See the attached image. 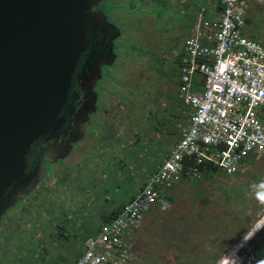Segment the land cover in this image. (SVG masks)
<instances>
[{
    "label": "rangeland",
    "instance_id": "374dc122",
    "mask_svg": "<svg viewBox=\"0 0 264 264\" xmlns=\"http://www.w3.org/2000/svg\"><path fill=\"white\" fill-rule=\"evenodd\" d=\"M121 3L122 0L102 1L110 23L122 33L117 41V65L105 67L103 80L96 86L99 106L110 111L108 117L98 116L104 129L100 130L97 119L92 130L88 125L87 133L91 136L82 145L83 152L74 153L66 163L60 162L61 168L55 172L51 167L39 189L21 199L5 215L0 225V264H75L93 227L99 226L105 213L112 205L116 207L127 190L130 194L123 196L130 198L132 188L140 185L165 159L180 112L187 107L177 96L180 76L172 53L190 34L199 12L205 8L207 14L215 13L212 10L217 3L216 0H153V7L149 8L142 4L143 8L138 10L160 22L157 35L162 39L161 46L148 50L134 43L141 36L136 35L129 14L136 15L139 11L131 10L133 3ZM255 6L246 18L245 30L253 31L252 38L248 36L250 39L260 40L264 37V0ZM138 61L143 63L141 69L148 72L140 92L135 87L124 88V83H130L128 76ZM134 91L136 96H129ZM187 111L188 117L190 108ZM105 128H108L106 132ZM113 128L118 133L109 131ZM92 131L99 134L95 136ZM258 158L254 165L250 159L252 166L233 176L216 173L190 182L186 192L172 199L174 202L167 210V213L172 211V217L166 212L156 216L157 231H153L157 226L152 228L148 221V230L156 236L140 238L139 259L144 254L145 259L152 260L149 264H188L186 261L194 264L195 258L183 257L187 253L192 255L187 245L191 240L194 246L207 244L205 250L202 246L194 249L198 257L196 264L221 263L230 248L222 244L220 236H225L226 242L233 238L237 241L264 214V159ZM183 219L186 222L180 229L178 224ZM166 224L172 226L168 236ZM260 241H264V231L248 243V251L253 253ZM152 243L156 245L151 247ZM151 249L160 251L161 257L154 258ZM245 256L230 264H248Z\"/></svg>",
    "mask_w": 264,
    "mask_h": 264
},
{
    "label": "built area",
    "instance_id": "2783aa9c",
    "mask_svg": "<svg viewBox=\"0 0 264 264\" xmlns=\"http://www.w3.org/2000/svg\"><path fill=\"white\" fill-rule=\"evenodd\" d=\"M251 1L217 0L215 13L202 9L177 61V96L191 110L176 124L179 140L139 193L84 240L75 264L135 261L134 234L153 209H170L176 185L200 181L210 166L232 176L251 155L264 158V42L245 34Z\"/></svg>",
    "mask_w": 264,
    "mask_h": 264
},
{
    "label": "water",
    "instance_id": "95a60500",
    "mask_svg": "<svg viewBox=\"0 0 264 264\" xmlns=\"http://www.w3.org/2000/svg\"><path fill=\"white\" fill-rule=\"evenodd\" d=\"M101 3L0 0V219L39 189L49 147L63 146L77 127L81 135L68 142L66 155L85 136L88 114L75 122L74 106L80 83L93 80L96 27L110 23L105 12L94 10ZM103 66L90 87L95 102Z\"/></svg>",
    "mask_w": 264,
    "mask_h": 264
},
{
    "label": "crops",
    "instance_id": "0c3cea01",
    "mask_svg": "<svg viewBox=\"0 0 264 264\" xmlns=\"http://www.w3.org/2000/svg\"><path fill=\"white\" fill-rule=\"evenodd\" d=\"M197 1V0H196ZM133 3L134 4V8L131 9V10H138L139 8H143L141 5L144 4L146 5V8H149V7H153V0H122V3L121 5H127V4H131ZM217 3V1H216ZM253 4V5H252ZM257 3L252 0L249 7H248V10H247V17L249 16V14L256 8V5ZM216 5L217 4H214V8H213V12H216ZM255 6V7H254ZM139 12H136V15L134 13H131L129 14V16L132 17V23L134 24V28H135V31H136V35H140L144 41V45H145V49H150V48H153V47H159L161 46V44L157 43V41L154 39L156 36H158L157 32H159L158 28L160 26V22L159 20H156L155 18L151 17L150 14H143L140 10H138ZM201 12V11H200ZM200 12H199V15L198 17L200 16ZM212 13V12H210ZM249 18V17H248ZM199 18H197L193 24V26L191 27V31H190V34L186 37V39L188 37H190L192 34H193V29L195 27V24L198 22ZM178 31H181V30H178ZM245 34L247 35V37L249 36L250 38H252L253 36V31H249V29L245 30ZM178 36V35H177ZM185 39V40H186ZM253 40H256V38H254ZM141 41V39L139 38V36L135 39L134 43L138 46V48H140L139 46V42ZM183 41V40H182ZM181 41V43H182ZM256 41H260V42H264V37L260 40H256ZM184 43V42H183ZM183 43L180 44L179 48L177 49V51L175 53H172L174 56H176V58L174 59V67L176 69V65H177V61H178V56L179 54L181 53V49H182V46H183ZM142 62L141 61H138L137 64L135 66H133V70H132V74H129L128 76V80L130 83L126 82L124 83L125 84V87L124 88H127V86H130L131 88L132 87H135L137 88V92H140L142 85H143V80H141L142 78H146L147 75H148V72L146 71H143L141 69V66H142ZM116 67V65H114V63L111 64V66L109 68H114ZM135 69V70H134ZM133 77H132V76ZM139 75V78L137 79V76ZM110 88H112L110 86ZM119 91V90H118ZM124 93H127V90H123ZM136 91L134 92H129V96H136L137 94ZM121 95V99H124L123 97V94H120ZM115 102H118V100H115ZM109 112L110 111H107V114L109 116ZM187 107L184 106V108L182 109V111L180 112V117H179V120H186L185 118L187 117ZM191 113V110L190 112L188 113V116L189 114ZM106 116V117H108ZM183 117V118H181ZM188 118V117H187ZM100 130H103L104 127L103 125L101 124L100 126ZM108 129V128H107ZM107 129L105 128V132L107 131ZM109 131H111L112 133H118L116 131V129H110ZM97 134L99 133H95V136H97ZM88 135V133H87ZM91 135H88V137H90ZM107 138H113V136H107ZM108 139V140H109ZM171 146L167 149V153H166V156H165V159L167 158L168 154L172 151V149L175 147V145L177 144L178 140H179V133L177 132V130L175 129V134L171 136ZM127 143L129 142V140H125ZM86 144V142H85ZM83 150V149H82ZM258 156H253L251 155L248 159H247V163L249 164V166L251 167L252 165L250 164L249 160L250 159H253L252 163L254 165V160H257ZM164 159V161H165ZM259 159V158H258ZM264 159V158H263ZM162 161V162H164ZM264 162V161H263ZM162 163H160L159 165H161ZM257 164H261V162H258ZM263 164V163H262ZM261 164V165H262ZM158 165V166H159ZM206 176V175H204ZM149 177V176H148ZM148 177H146L145 179H143L141 182H140V185H138L137 187H133L132 188V191H131V195H130V198H127L125 197L127 200H125L124 198V194L126 193V196L127 194H130V192H128V190L126 192H124L121 196H120V202L116 205V207H113V205L111 206L109 212L106 214L105 213V216L103 217V221H101V223L99 224V226H96V227H93V231H92V235L97 232V229H99L104 223H107L108 221H110L112 218H114L120 211L121 209L123 208V206H125L127 203H129L138 193L139 191L142 189V187L144 186V184L146 183ZM190 182H193V181H183L181 182L180 184L176 185L172 190H170L168 192V195L171 199H174L176 198L177 194L181 193V192H186V190L189 189L190 187ZM197 182V181H196ZM179 188V189H175V188ZM175 200V199H174ZM174 200H172V203L174 202ZM185 206V205H184ZM177 210V209H176ZM164 212H166V215L168 214L170 217H172V211L171 212H168L167 211H164V210H161L160 208H155L153 209L146 217L145 221H144V224L142 226V228H140L133 236V241H134V246H135V249H136V254H137V259L129 264H149V261L150 263L152 262V260L150 259L149 255H147L149 258L145 259L144 257V254H143V258H140L139 259V255L138 253H142L141 252V247H140V243H139V240L142 236H147V235H151V231H149V225L147 226V223L148 221L150 222V224L152 225V228L157 226V223H156V220H158V218L156 217L157 215H161L163 214ZM176 212V211H175ZM186 222V219H183V222L181 224H178V227L183 228L184 224ZM180 223V222H179ZM167 225V224H166ZM240 226V225H238ZM247 226V225H246ZM159 226H157L156 228H154L153 231H157ZM172 226L170 225H167V228H168V231L167 232V236L169 235V232L172 230L170 229ZM240 229H244V226H241ZM258 229V226L257 224L254 226H251V227H248L245 233V236L241 239H237L236 240H233V239H229V241H225V236H220L219 239H221L222 241V244H224V246L226 244H228L227 248H230L227 252V254L224 256V258H226L233 249H235V247L239 244V243H250L252 242L256 237L257 235L262 232V231H257ZM239 229L236 230V233L238 232ZM235 233V234H236ZM241 233L238 234V237ZM151 236H156V235H151ZM236 237V236H235ZM232 238V237H231ZM212 239V237L210 238ZM233 241H236V244L233 246L231 245ZM204 244V242H202ZM202 243H200L198 246H194V244L191 242V240H188V246L191 248V250L189 252H192V255H189L188 253L186 255H183V257H193L195 258V262L194 264H196V262H198V257L196 256L195 254V248L199 247V246H202ZM156 243H152L151 244V247L155 246ZM150 247V248H151ZM207 247V244L206 245H203L202 248L205 250V248ZM249 247V246H248ZM247 246H245V249L248 248ZM153 250V249H151ZM159 252L160 251H154L153 250V257L154 258H160L161 256L159 255ZM244 253H246V250H244ZM207 258V257H205ZM223 260V259H222ZM188 264L191 263V262H188L186 261ZM206 262H200V264H204ZM192 264V263H191Z\"/></svg>",
    "mask_w": 264,
    "mask_h": 264
},
{
    "label": "flooded vegetation",
    "instance_id": "af4514ba",
    "mask_svg": "<svg viewBox=\"0 0 264 264\" xmlns=\"http://www.w3.org/2000/svg\"><path fill=\"white\" fill-rule=\"evenodd\" d=\"M92 2L95 4L97 2V0H92ZM94 10L103 11V12L105 11L102 8V3L100 4V6H98ZM108 20L110 21L109 17H108ZM114 26L115 25H113L112 23H107L106 25L101 24V25H98L96 27L97 33L95 36V41H97V43L99 44V50H97L96 58H95L96 68L98 66H102L104 64V66L102 67V79L99 80L98 83L103 80V73L105 71L104 68L110 67L108 65L110 64L111 60L115 58L114 65H117V62H118V55H117L116 48H117V41L122 38V33L119 32L118 29H116ZM140 39H141V41L138 44H139L140 48L144 50L145 45H144V41L142 40L143 38L141 37ZM154 39L157 41V43L161 44L160 40H162V39H160V37L156 36ZM96 68L95 69L93 68L92 72L89 73V75L92 76L93 80L91 82H89L88 85H85L86 83L85 84L80 83L81 86L79 85V88H78V93L80 95L78 97V100L75 102L76 105L74 106V108L76 109V114H77V116H75V118H74L75 122L80 123L85 118V115L88 114L87 119H89V120H87L86 124L83 126V128L86 130L85 136L81 141L71 144V150L66 155H65V150H67L70 146L68 144V142H70L72 139L77 140V138H79V136L81 135L80 131L77 127L71 132V134H68L65 137V142L62 143V144H64L63 146H56V147H53V149L52 148L50 149V147L48 148L47 152L49 153V155H46V157L44 159L45 164H46V176H45L43 182L46 181V177H47L48 173L50 172L51 167L54 168V172H55L57 170V168L60 167L59 166L60 162L64 161L66 163L67 160H70V158L73 155H75L74 153L83 152L81 147H82V145H84V143L87 139V136H88L86 127L89 125V128H91V130H92V127H94L93 123H94L95 119H97V121H98L97 123L101 124V122L99 121L100 119L98 118L99 115L101 117L104 116V118L106 116H108L107 111L103 110L101 108V106H99V96L97 97V99H98L97 102H95V99H94L95 93L91 92V90H90L92 83L97 78ZM144 79L145 78H142L141 80H144ZM95 92H96V87H95ZM42 145L44 147L45 143L41 144V146ZM41 146H40V149L42 148ZM59 149H62V151H59ZM51 153H54V154H51ZM55 154H57L56 157L58 159L56 160V162H53V160H55V157H54ZM18 203H19V201H18ZM18 203L14 207H16L18 205ZM14 207H12V208H14ZM12 208L8 209L2 215V217L0 219V225L2 224L4 218H6L5 215H7Z\"/></svg>",
    "mask_w": 264,
    "mask_h": 264
},
{
    "label": "trees",
    "instance_id": "16d2710c",
    "mask_svg": "<svg viewBox=\"0 0 264 264\" xmlns=\"http://www.w3.org/2000/svg\"><path fill=\"white\" fill-rule=\"evenodd\" d=\"M203 173H204V175H211V174L219 173V170L216 167L210 166V167H207V169H205V171ZM168 198L172 202V199L169 197V195H168ZM90 236H92V235H90ZM90 236H88V237H90ZM79 256H80V254H79ZM79 256L77 257V259L79 258ZM247 258H248V260H246V263H248V261H249L248 264H264V241H260L256 245L254 252L253 253H249ZM76 260H75V262H76Z\"/></svg>",
    "mask_w": 264,
    "mask_h": 264
},
{
    "label": "clouds",
    "instance_id": "9594fccd",
    "mask_svg": "<svg viewBox=\"0 0 264 264\" xmlns=\"http://www.w3.org/2000/svg\"><path fill=\"white\" fill-rule=\"evenodd\" d=\"M217 1V0H216ZM263 0H260V1H255L256 3H261ZM218 4V3H217ZM218 7V5H216V8ZM247 18V17H246ZM196 25V24H195ZM253 40V39H252ZM185 42V41H184ZM184 44V43H183ZM183 47V46H182ZM180 55V54H179ZM179 58V57H178ZM178 87H179V85H178ZM175 128H176V126H175ZM178 132V131H177ZM249 166V164L247 163V167ZM219 173H222L221 171H219ZM240 173V172H239ZM224 174V173H223ZM226 175V174H225ZM235 175V174H234ZM228 176V175H227ZM233 176V175H232ZM172 203V202H171ZM257 226H258V229H257V231H264V214L262 215V217L259 219V222L257 223ZM245 246H247L248 247V243H239L236 247H235V249H233L232 251H231V253L227 256L228 258H231L232 257V263H233V261H234V259H238V258H240L243 254L244 255H246L245 256V262H246V260H248V258H247V256H248V254L250 253V251H248V248H246L245 249ZM235 250H237L236 251V253L235 254H233V251H235ZM244 250H246V253H244ZM81 252V251H80ZM80 254V253H79ZM226 257V258H227ZM137 259V258H136ZM248 263H249V261H248Z\"/></svg>",
    "mask_w": 264,
    "mask_h": 264
},
{
    "label": "bare ground",
    "instance_id": "6f19581e",
    "mask_svg": "<svg viewBox=\"0 0 264 264\" xmlns=\"http://www.w3.org/2000/svg\"><path fill=\"white\" fill-rule=\"evenodd\" d=\"M236 251L237 250L233 251V254H235ZM231 260H232V257L231 258L227 257V258H224L223 261L221 263H219V264H230L232 262Z\"/></svg>",
    "mask_w": 264,
    "mask_h": 264
}]
</instances>
